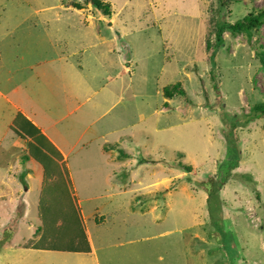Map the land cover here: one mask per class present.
Returning a JSON list of instances; mask_svg holds the SVG:
<instances>
[{
    "label": "rangeland",
    "instance_id": "obj_1",
    "mask_svg": "<svg viewBox=\"0 0 264 264\" xmlns=\"http://www.w3.org/2000/svg\"><path fill=\"white\" fill-rule=\"evenodd\" d=\"M99 2L108 12L0 0V192L14 196L0 200V264H206L217 249L209 264H264V131L250 106L264 100V25L206 49L264 0ZM11 103L66 152L60 180L91 229L88 251L24 246L42 229L41 165L26 156L14 175L24 145L5 131L18 126Z\"/></svg>",
    "mask_w": 264,
    "mask_h": 264
},
{
    "label": "trees",
    "instance_id": "obj_2",
    "mask_svg": "<svg viewBox=\"0 0 264 264\" xmlns=\"http://www.w3.org/2000/svg\"><path fill=\"white\" fill-rule=\"evenodd\" d=\"M86 1L94 7H102L104 12H108L109 10V5H102L99 2L100 0ZM263 25L264 7L247 12L240 19L236 20L235 23L224 21L223 25L217 29L216 43L208 46L207 41L206 49H211L212 47L214 49V47L218 45L220 36H222L224 32H228L230 34L229 37L231 38L238 35L250 38L252 34L258 31ZM259 55L261 66L264 67L263 54L259 53ZM174 90H176L175 86L172 89L165 90V97L171 99L173 97ZM250 106H253L251 108V113L255 112L258 119L260 121L263 120L264 131V100L255 101ZM222 119L226 120L230 119V117L228 115L226 118V115L224 114ZM253 120L258 121L256 119ZM14 121L18 124V126H14L15 135L28 141L27 157L39 163L42 168V186L37 206V216L38 220L42 223V229L39 232L36 231V234H39V237L35 236L32 240H28L24 246H30L29 249L56 250L69 253L88 251L90 245L87 236H85L83 232L82 219L78 217L77 213L69 210L72 202L74 201L72 185L69 184L67 179L63 182L60 180L63 175H66V177L68 176L66 168L62 164V154L42 133L40 128L24 115L18 113ZM253 130L254 129H252V131ZM251 132L247 133L250 134ZM227 135L228 133L225 136ZM227 142V158L229 159V163L235 162V164H237L241 157V155L237 157L239 148H236V145L231 138L227 139L226 137V143ZM245 146V157H251L248 153L249 148L247 146V142H245ZM126 158L129 157L126 156ZM229 163L227 164L228 169L230 170L234 167V164L230 166ZM225 177L226 173L221 176L222 179ZM207 256L208 261L206 264H209L215 255L207 254Z\"/></svg>",
    "mask_w": 264,
    "mask_h": 264
},
{
    "label": "crops",
    "instance_id": "obj_3",
    "mask_svg": "<svg viewBox=\"0 0 264 264\" xmlns=\"http://www.w3.org/2000/svg\"><path fill=\"white\" fill-rule=\"evenodd\" d=\"M89 6V5H88ZM100 19H103V18H100ZM105 21L108 23L109 21H113V19H109V20H106L105 19ZM110 24V23H109ZM45 76H46V74H45ZM101 88V87H100ZM85 89L87 90V88L85 87ZM98 88H97V86L96 87H94L93 88V90L92 91H88L87 90V92L89 93L88 95H87V93H84L85 94V96H87L85 99H87L88 98V96H91V97H93V98H98L97 97V93L96 92H98ZM0 94H4V92H2V91H0ZM64 99H65V101L66 102H68L69 100H71V101H74V99H70V96L69 95H64ZM5 100L7 101V102H9V100L7 99V98H5ZM113 101V99L111 98V97H109V96H107V97H105V104H106V106H108V105H110V106H114V103L112 102ZM12 104V103H11ZM80 104H81V102H79L78 103V106H80ZM13 105V107L20 113V114H22V115H24L27 119H29L31 122H33L35 125H37L38 127H39V125L29 116V115H27L23 110H21V108H19V107H17V106H15L14 104H12ZM76 108H77V106H67L66 108H65V110H66V113L68 114L70 111H67L68 109L69 110H71V111H75L76 110ZM14 120V119H13ZM93 122V121H92ZM92 122H89V124H91ZM9 127H11V126H9ZM40 128V127H39ZM40 130L42 131V133L47 137V135L45 134V132L43 131V129H41L40 128ZM10 136H12V135H14V136H17V135H15V133L13 132V131H11L10 129H7V130H5ZM85 132V129H83V131H82V133L80 134V136L83 134ZM17 138L18 139H20L21 141H22V143H23V145H24V147L22 148V152L20 153V155H19V164L17 163V171H16V169H15V173H14V175H16V174H19V173H25V172H27V168L24 166V164H22L21 163V159L22 158H24V157H26L27 156V144H28V141L27 140H25V139H22V138H20V137H18L17 136ZM48 138V137H47ZM49 139V138H48ZM50 140V139H49ZM51 141V143L54 145V146H56V144L52 141V140H50ZM57 147V146H56ZM57 149L60 151V149L57 147ZM62 153V156H63V161H66V163H67V165H66V168H68L69 169V163H68V161H67V154H66V152H61ZM40 168H41V166H40ZM38 173H40V172H38ZM12 181V183H14V185L16 186V187H18V182L17 181H14V180H11ZM41 186H42V168H41V180H39V182H38V196H37V200H36V207L38 206V202H39V198H40V191H41ZM25 192H28V191H30L31 190V188H27V187H25ZM7 196H10V199H13L14 198V196L13 195H7V194H3V193H1L0 192V200L1 199H6L7 198ZM1 207H3V206H1ZM80 219H82V224H83V226H84V235L85 236H87V239H88V242H89V245H90V242H91V240H92V235H91V229L89 228V226H88V224L86 223V221H85V219L83 218V217H81ZM95 225H97V224H95ZM99 226V225H98ZM35 236H37V237H39V235L38 234H36L35 233ZM93 260H98V258H97V255H95L94 257H93Z\"/></svg>",
    "mask_w": 264,
    "mask_h": 264
},
{
    "label": "clouds",
    "instance_id": "obj_4",
    "mask_svg": "<svg viewBox=\"0 0 264 264\" xmlns=\"http://www.w3.org/2000/svg\"><path fill=\"white\" fill-rule=\"evenodd\" d=\"M217 252H221V250H220V249H217V250H215V251H211V252H208V251H207L206 254L216 255Z\"/></svg>",
    "mask_w": 264,
    "mask_h": 264
}]
</instances>
